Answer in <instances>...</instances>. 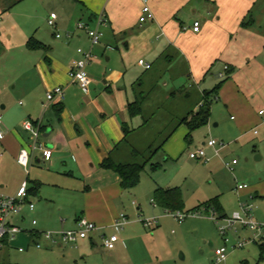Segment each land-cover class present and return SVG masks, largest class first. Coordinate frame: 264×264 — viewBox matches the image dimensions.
Returning <instances> with one entry per match:
<instances>
[{"label":"crops","instance_id":"0c3cea01","mask_svg":"<svg viewBox=\"0 0 264 264\" xmlns=\"http://www.w3.org/2000/svg\"><path fill=\"white\" fill-rule=\"evenodd\" d=\"M256 1L149 0L153 17L142 23L139 21L142 0H62V4L72 8L74 14L84 15V20L71 17V13L70 15L57 13L56 30L53 29L52 39L45 37L36 40L40 47L34 50L43 51L44 54L35 62L38 81L33 83L27 93L25 92L23 96L25 103L19 102L23 107L13 108L9 100L0 101V104L2 103L0 118L3 122L1 129L4 132V137L0 139V194L15 193L24 178H27L29 188L33 187L36 190L35 194L29 195V200L34 203V209L30 211L25 207L21 214L12 218V221L25 231L13 239L5 240L0 250V264H12L9 262L12 249L25 252L31 246L36 247L38 241L43 244L38 249L51 250L55 245H62L60 243L52 245L43 240L40 232L45 231L44 229L28 228L29 225H33L31 222L26 225L29 215L33 212L47 213L44 226L57 223V218L54 219L53 216L48 218V212H75L71 229L77 228L79 217L87 218L98 228L85 238L78 239L76 244L80 241L82 248L88 250L89 240L93 246L91 250L98 252L94 249L95 237L100 239L106 235L102 230L114 229L113 223L120 214L118 209L123 203L122 199L127 195V190L121 186L119 174L112 169L104 168L102 162L123 139V126L128 125L130 128L137 126L134 125L135 118H131L128 112V103L134 99V83L144 70H151L156 59L166 52L174 56L169 68L177 65L179 61L183 63L186 61L189 65L186 73L193 74L196 82L203 81L208 74V64L212 60L215 62L218 60L223 49L235 35L242 32L253 33L258 21L264 26V18L256 17L253 12ZM259 5L264 10V0H261ZM200 10L206 11L207 14L203 20L194 16L199 14ZM99 13L105 15L107 24L102 28L100 42L91 46L86 30L79 28L77 22L83 20L89 26H93ZM190 20L200 22L198 31L193 30ZM59 30L63 35L57 38L55 32ZM210 37H215L217 42L214 41L211 51L207 52V58L203 51H206L204 44ZM222 40H226L224 44L221 43ZM79 48L92 50L95 55L94 60L86 68L91 80L87 92L77 84L71 83L68 76L71 61L81 56ZM141 59L151 64V67L146 69L140 65L138 62ZM226 64L225 72L219 73H224L222 80L227 75L229 78L223 82L221 88L225 83L233 81L235 68L232 62ZM55 86L64 87V99L45 107L47 91ZM38 91L40 94L37 96ZM58 106L61 108L58 109ZM26 119H41L44 126L41 140L53 149V155L48 161H45L41 152L36 150L31 157L28 174L16 160L19 150L30 143L29 134L22 127V122ZM184 131L186 136L188 128ZM185 136L182 141L178 140L179 149H183L185 143L188 144ZM165 144L164 146H167V143ZM225 147L226 145L219 148L218 154H215V150L207 146L206 155L209 160L197 159L209 162L213 158L214 160L220 158ZM257 158L260 156L257 155ZM221 160L224 165L230 161L222 157ZM174 186L179 185L168 187ZM157 187H168L156 183L151 193L153 215L159 219V214L164 212V209L154 204L152 199ZM237 191L239 197L244 194L250 200L258 196L264 198L263 183H257L253 187L248 185L247 188ZM36 199H41L42 204L36 206ZM237 201L230 209L227 208L232 213L239 208L241 200L238 198ZM219 203L222 212L229 216L226 203L220 201ZM132 205L141 211L135 200L132 201ZM184 210L188 209L184 207ZM124 224L126 225V222ZM127 225L129 226V223ZM130 229L131 227L128 231ZM133 239L131 233L125 234L123 238L119 237L115 247L107 249L108 254H116L125 240L131 242ZM257 242L262 243L264 239Z\"/></svg>","mask_w":264,"mask_h":264},{"label":"rangeland","instance_id":"374dc122","mask_svg":"<svg viewBox=\"0 0 264 264\" xmlns=\"http://www.w3.org/2000/svg\"><path fill=\"white\" fill-rule=\"evenodd\" d=\"M260 3L261 0L256 1L253 12L256 17L263 19L264 10L260 7ZM53 10L62 15L71 13V17L84 20V15L74 14L72 8L62 4V0H0V101L9 100L13 108L23 107L19 102L25 103L23 98L25 92L27 93L33 83L38 81L35 62L44 53L30 46L41 38L52 39L56 29L48 25V18ZM194 16L203 20L207 14L206 11L200 10L199 14ZM258 22L253 33H238L228 42L218 60L216 62L212 60L208 64V74L201 82H196L193 74L186 73V70H189L186 61L184 63L179 61L177 65L166 71L165 67L160 65H154L159 68L143 71L135 63L143 71L140 75L143 84L137 87L138 90L152 91L147 104L150 105L148 114L156 113L151 122L152 131L162 129L168 121H171L165 133L173 128L174 115L183 116L198 108L197 103L202 93L209 91L222 80L223 77L218 74L221 71L225 72L226 63L232 62L235 71L232 83H225L212 102L208 124L193 131L192 140L190 143L188 141V144L185 143L183 149H179L178 140L184 139V130L187 128L184 124L180 125L166 142L164 151H158L152 158V163H160L161 166L151 170V165H147L141 173L138 185L134 189L127 190V195L122 199L123 203L118 209L120 214L126 215V225L124 224L117 234L123 238L125 234L131 233L134 237L131 242L123 240L120 250L114 255H109L102 238L95 237L94 249L98 252L91 250L93 246L90 245L89 240L87 242L90 250L82 248L80 241L77 244L59 241L62 245H55L51 250L38 249L35 246H31L25 252L12 249L9 262L12 264H212L215 260V249L225 246L227 257L219 264H264V253L261 252L260 242H250L243 248H231V245L237 244L240 240L253 237V231L249 228L240 226L236 230H227L226 234L230 241L225 245L224 236L220 233L217 223L211 218L212 208L207 213L202 207L199 210L202 212L200 215L190 213L181 222L164 211L159 214L160 218L153 226L147 227L143 223V220L157 217L153 215L151 204V193L156 183L164 187L179 185L188 210L217 198L220 202L226 203V210L230 216L232 211L228 209L232 207L231 205H235L238 198L243 202L249 201L253 204L252 212L256 221L264 223V198L258 196L250 200L244 194L239 197L235 188L239 184H247L249 187L257 183L264 185V116L258 114L260 107H264V26ZM58 32L63 35L60 30ZM215 39L210 37L204 44L206 51H203V55L207 58V52L211 51ZM225 41L222 40L221 43L224 44ZM174 90L177 92L176 99L168 100L164 97L165 93ZM39 94L40 91L37 92V96ZM1 106L2 103L0 108ZM140 121V117H135L134 125H138ZM210 138L225 143L226 147L221 153L222 158L230 161L232 158L238 160L239 164L234 165L233 170H229L223 164L221 157L205 162L189 156L190 152L199 147H205L206 150L207 146L203 143ZM257 155L260 158H257ZM40 200H35L36 206L42 204ZM133 200L140 205L141 211L132 205ZM48 213V218L49 216L57 218L55 225L44 226L47 213L39 212L31 213L26 225L32 223V219H36L37 224L29 225L28 228L61 230L73 227L75 212ZM127 223L131 227L129 231L130 227ZM115 232L110 228L102 230L106 235Z\"/></svg>","mask_w":264,"mask_h":264},{"label":"built area","instance_id":"2783aa9c","mask_svg":"<svg viewBox=\"0 0 264 264\" xmlns=\"http://www.w3.org/2000/svg\"><path fill=\"white\" fill-rule=\"evenodd\" d=\"M149 0H142V14L139 17L140 22H146L147 19L153 17V13L148 3ZM56 19L57 13L51 12L48 18V25L56 29ZM107 24V19L103 13L97 14L94 25L89 26L84 21L77 22V26L81 29L86 30L91 46L98 44L102 38L103 32L102 27ZM192 28L194 31L200 29V22L193 20ZM55 36L59 38L61 35L55 33ZM80 53V58L74 59L70 63L68 76L71 83L77 84L84 92L88 91L89 84L91 82L88 72L86 70L87 66L94 60L95 55L92 50H83L82 48L78 49ZM140 65L144 66L146 69L150 68L151 65L144 60H139ZM227 67L224 68L226 70ZM220 77L224 76V73H219ZM64 87L55 86L52 89L47 91L46 99L47 103L44 105L48 107L51 103H57L64 99L65 92ZM260 116H264V107L258 110ZM3 122L0 118V139L4 137V132L1 129ZM22 127L29 134L30 143L27 146L22 147L19 150L18 156L16 158L18 164H20L26 174L29 173L30 160L36 150L41 152V155L45 161L51 159L53 155V149L46 145L41 140L42 135V122L41 119L31 120L26 119L22 122ZM205 146L212 147L215 150V154H218L219 148L225 146L224 142L217 141L214 138H210ZM191 158H205L209 160L206 155L205 147H199L196 150L189 153ZM238 162L237 159H232L231 161L225 162L226 167L229 170L234 169V165ZM247 184L237 185V190L247 188ZM155 204V203H154ZM27 207L30 211L34 209V203L29 200L28 194V180L25 178L18 189L13 194H0V250L4 246L6 239H13L20 232L25 231L24 228L15 224L12 221V218L16 215H19L23 212L24 208ZM253 204L251 202L239 203V210L233 212L230 216L220 218L214 211L211 214V218L217 223L220 233L224 236L225 245L229 243V238L227 236V230H236L237 227H246L253 231V237L248 240H240L237 244L231 245V248H243L246 244L250 242L261 241L264 239V223L256 221L252 212ZM166 214L173 217L175 220L181 222L183 221L188 214L200 215L202 212L195 211L186 213L183 211H165ZM157 221V217H152L150 219L143 220L145 226H153ZM126 222V215L119 214L116 220L113 223L115 233L110 235H103V245L106 249L111 250L115 247L116 242L119 240L117 232L122 228ZM33 225L36 224V220L32 221ZM98 228L95 223L89 221L85 217H79L77 219V228L74 229H61V230H45L40 232V236L43 240L54 245L62 241L68 244H76L78 239L85 238L90 232L95 231ZM42 242H36V247L41 248ZM215 260L213 264H219L224 261L227 257V248L220 247L216 248L215 251Z\"/></svg>","mask_w":264,"mask_h":264},{"label":"trees","instance_id":"16d2710c","mask_svg":"<svg viewBox=\"0 0 264 264\" xmlns=\"http://www.w3.org/2000/svg\"><path fill=\"white\" fill-rule=\"evenodd\" d=\"M246 23H244L245 25ZM32 49L40 47V43L34 42V45L30 46ZM176 60V56H175ZM174 61V56L171 53L166 52L162 56L158 57L153 64L165 67V71L169 68ZM151 65V64H150ZM229 78L227 75L223 80L216 84L209 91L202 93L201 99L198 101V108L196 110L189 111L186 115L180 116V114L174 115L173 128L170 131H166L168 123L155 132L152 131V119L155 116L154 113H149L150 105H147L150 101L152 91L138 90L137 87L143 84L140 81V77L136 80L133 86L134 99L128 103V112L131 118L140 117V123L130 128L128 125L123 126L124 137L119 144H117L110 152L107 158L102 162L104 168L112 169L116 171L120 176V183L123 189L134 188L140 180L142 171L147 165H151V170H156L161 165L160 163H152L153 156L160 150H162L166 141L173 135V133L182 124H185L188 128V133L185 136L187 141L191 140L192 132L196 129L208 124L209 116L211 113V104L217 98L218 92L223 82ZM164 97L168 100H174L177 97V92L170 91L165 93ZM57 108V107H56ZM61 107L58 106V109ZM172 120V119H170ZM41 130H44L42 126ZM116 149V150H115ZM129 157L130 159H127ZM36 193L35 188L28 187V194L33 195ZM153 203L164 209V211H185L184 200L182 192L179 186L174 187H157L153 192ZM202 207L209 213V209L212 210L220 217H226L227 215L222 212L221 205L217 198H213L204 204L198 205L186 213L199 211ZM257 242V241H256ZM261 252L264 253V242L260 244Z\"/></svg>","mask_w":264,"mask_h":264},{"label":"water","instance_id":"95a60500","mask_svg":"<svg viewBox=\"0 0 264 264\" xmlns=\"http://www.w3.org/2000/svg\"><path fill=\"white\" fill-rule=\"evenodd\" d=\"M192 22H193V20H190V22H189V23L191 24Z\"/></svg>","mask_w":264,"mask_h":264}]
</instances>
